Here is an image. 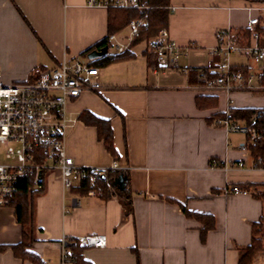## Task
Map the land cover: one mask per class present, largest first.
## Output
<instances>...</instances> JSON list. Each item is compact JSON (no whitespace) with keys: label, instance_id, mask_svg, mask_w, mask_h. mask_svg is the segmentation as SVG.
<instances>
[{"label":"crops","instance_id":"1","mask_svg":"<svg viewBox=\"0 0 264 264\" xmlns=\"http://www.w3.org/2000/svg\"><path fill=\"white\" fill-rule=\"evenodd\" d=\"M87 2L0 0L2 82L28 81L37 68L81 57L107 37L108 10ZM170 12L171 38L181 47L192 45L178 68L150 65L156 59L144 41L139 54L134 45L132 58L99 69L101 90L83 93L67 108V154L81 168L118 163L119 175L127 176L132 213L117 196L106 200L96 191L91 196L66 190L58 172L46 173L36 197L38 241L32 248L46 264H73L63 263L62 237L91 234L106 237L104 248L85 249L92 264H239L240 249L251 244L253 224L261 219L264 233V201L251 193H225L244 185L264 191V169L255 167L248 140L244 144L217 125L218 119L211 121L226 112L229 99L233 109L263 110L264 93L229 95L205 88L202 79L203 69L216 70L219 58L212 52L219 32L249 29L250 19L264 15V2L171 0ZM240 57L248 56L235 57L233 65L250 67ZM199 97L215 105L200 108ZM86 112L109 121L117 158L99 140L97 128L81 119ZM212 161L227 167L212 168ZM181 206L207 217H187ZM211 220L213 228L203 238ZM21 240L15 210L1 208L0 264H32L1 249ZM252 264H264V254Z\"/></svg>","mask_w":264,"mask_h":264},{"label":"built area","instance_id":"2","mask_svg":"<svg viewBox=\"0 0 264 264\" xmlns=\"http://www.w3.org/2000/svg\"><path fill=\"white\" fill-rule=\"evenodd\" d=\"M87 6L141 12L149 9L147 0H88ZM258 24V18L249 21V44L245 43L242 32L233 29L219 32L218 46L212 52V56L218 57L219 61L214 75L203 73L205 88L222 90L229 95L238 92L264 93V46L260 44L262 38L255 29ZM128 29L129 36L119 38L115 34L109 37V50L112 48L114 55L129 52L142 31L149 29V21L146 18L134 19ZM146 42L147 50L154 54L160 68H178L181 58L192 49V45L179 46L168 29H162L154 39ZM233 55L248 56L257 68L234 66ZM2 78L0 71V209L15 210L16 197L24 184L41 190L48 172H58L63 187L71 190L83 181L95 184L109 170H121L116 162L111 168H81L67 154L65 137L69 127V103L85 92L101 90L99 69L92 66L89 59L65 57L53 69L37 68L32 78L24 82L4 84ZM232 103L233 100L229 99L224 117L216 121L217 125L228 133L245 134L251 145L264 140V132L258 128L256 117L250 121L233 119ZM263 164V158L255 160L256 168L264 169L261 167ZM242 166L240 163L238 167ZM211 167L224 168L227 164L212 161ZM225 193L245 192L233 186ZM87 194L93 196L96 192L92 190ZM61 242L65 263L70 246L78 244L83 248H104L106 237L91 234L70 239L64 235Z\"/></svg>","mask_w":264,"mask_h":264},{"label":"trees","instance_id":"3","mask_svg":"<svg viewBox=\"0 0 264 264\" xmlns=\"http://www.w3.org/2000/svg\"><path fill=\"white\" fill-rule=\"evenodd\" d=\"M149 9L146 11H137V10H123L118 8L108 9V35L102 41L97 43L95 46L87 49L81 54V57L88 59V56L91 52L95 50H100L103 47H109V37L117 34L124 28L128 27L131 21L137 18H146L149 21V29L142 31L140 36L133 43L134 45L140 44L144 41H150L154 39L159 31L162 29H168L169 20H170V5L171 0H147ZM251 2H257V0H249ZM260 23L256 26V31L261 36L260 44L264 46V15L260 17ZM240 32L244 35L245 43L249 44L251 39V31L249 29L241 30ZM150 60L152 55L148 54ZM133 57V53L127 52L121 55H111L107 54L106 56L97 59L89 60L90 64L98 69L109 66L113 63L120 62L126 59ZM157 63H152L150 65H155L157 69H161L156 65ZM205 73L210 76L214 75L213 72H210L206 69H203ZM197 105L200 108L214 106L215 103L211 98L208 97H199L197 98ZM233 114V119L235 120H248L256 117L257 126L260 130L264 132V109H231ZM224 117V114H219L211 118V121L216 119H221ZM81 119L85 124L97 128L99 140L102 141L108 150L115 158H117V153L114 147L113 140V130L109 121L98 118L90 112L83 113ZM250 151L255 160L260 158L264 159V140H259L255 144L250 146ZM264 168V164L261 166ZM119 176V173L116 170H109L104 176L95 184H90L88 181L81 182L77 187L73 189L79 193L86 194L89 191L99 192L103 199H110L111 197H119L128 212L132 213V202L129 195V190L126 188L124 191L119 190L114 184L115 178ZM240 189L241 192L251 193L253 197L264 201V191L260 190V187L257 185H244L236 186ZM43 192L41 190H34L29 187L28 184L21 186V190L18 193L15 201V217L17 222L22 227V240L19 244L13 246H3L1 249L10 248L14 252L15 256L18 259L30 261L32 264H46L43 259L35 254L32 250L33 245L38 241L37 238V225H36V197ZM181 210L190 218H196L198 220H205L207 216L193 214L186 210L185 207L181 206ZM263 219L259 220L253 224V234L252 242L249 246L240 249L239 264H252L257 258L264 254V233H263ZM213 228V220L211 223L206 224V228L203 231V238L205 237L206 231ZM86 248L81 247L80 245L70 246V254L66 256V263L73 264H92L87 261L84 257V251Z\"/></svg>","mask_w":264,"mask_h":264},{"label":"rangeland","instance_id":"4","mask_svg":"<svg viewBox=\"0 0 264 264\" xmlns=\"http://www.w3.org/2000/svg\"><path fill=\"white\" fill-rule=\"evenodd\" d=\"M129 33H130V30L127 29L125 30L122 34H120L118 37L119 38H124L126 36H129ZM144 48H146V44L145 42H142L140 44H137L134 46V51L139 54ZM109 54L113 55L114 54V50L112 48H110L109 50ZM239 55H233L232 56V61L235 59V57H237ZM240 60L242 62H246L248 63L251 67H253L254 69L257 68V66H255L254 62L248 58V57H240ZM231 134H234L236 137H238L239 139H242L243 140V143L246 144L247 143V137L245 134H242V133H231Z\"/></svg>","mask_w":264,"mask_h":264},{"label":"water","instance_id":"5","mask_svg":"<svg viewBox=\"0 0 264 264\" xmlns=\"http://www.w3.org/2000/svg\"><path fill=\"white\" fill-rule=\"evenodd\" d=\"M109 47H103L100 50H95L91 52L88 56L89 60H97L100 59L108 54ZM126 181L127 176L124 174H120L117 178H115L113 184L120 190L124 191L126 189Z\"/></svg>","mask_w":264,"mask_h":264}]
</instances>
